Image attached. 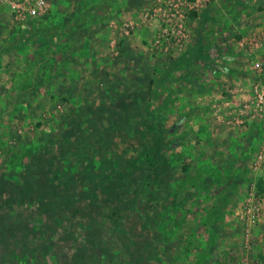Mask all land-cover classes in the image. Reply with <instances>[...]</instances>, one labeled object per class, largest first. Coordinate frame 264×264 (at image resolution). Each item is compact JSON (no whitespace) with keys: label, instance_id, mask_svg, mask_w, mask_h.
Returning a JSON list of instances; mask_svg holds the SVG:
<instances>
[{"label":"rangeland","instance_id":"374dc122","mask_svg":"<svg viewBox=\"0 0 264 264\" xmlns=\"http://www.w3.org/2000/svg\"><path fill=\"white\" fill-rule=\"evenodd\" d=\"M45 1L0 4V264H264V5L223 73L184 55L197 10L164 53L155 0Z\"/></svg>","mask_w":264,"mask_h":264},{"label":"built area","instance_id":"2783aa9c","mask_svg":"<svg viewBox=\"0 0 264 264\" xmlns=\"http://www.w3.org/2000/svg\"><path fill=\"white\" fill-rule=\"evenodd\" d=\"M212 2L216 0H155L144 16V23L152 27L154 31L151 50L164 53L182 51L189 37L190 12ZM0 4H8L21 17L39 16L46 12L45 0H0ZM135 24L133 21L124 22L119 29L123 35L127 36L134 29ZM252 50L253 48L249 47L247 53L250 54ZM260 65L261 63H258L259 68H261ZM253 91L255 93L254 110L263 115L264 94L257 88ZM263 158L264 156H259V159ZM250 212L251 210L248 209L247 213ZM252 217L251 214L250 218Z\"/></svg>","mask_w":264,"mask_h":264},{"label":"crops","instance_id":"0c3cea01","mask_svg":"<svg viewBox=\"0 0 264 264\" xmlns=\"http://www.w3.org/2000/svg\"><path fill=\"white\" fill-rule=\"evenodd\" d=\"M263 5L264 0H216V2L201 5L196 9L197 17L191 24L190 37H193V42L191 41L188 46L198 52L193 49L186 50L184 55L194 54L192 58L194 61L202 58L205 66L211 70L227 72V69L218 63L221 62L220 58L231 60L226 51L230 34L233 29L238 33L249 29L253 25L252 21L254 23L255 20H252L253 17L250 13L256 12L262 7L258 12L260 15L263 13Z\"/></svg>","mask_w":264,"mask_h":264},{"label":"trees","instance_id":"16d2710c","mask_svg":"<svg viewBox=\"0 0 264 264\" xmlns=\"http://www.w3.org/2000/svg\"><path fill=\"white\" fill-rule=\"evenodd\" d=\"M144 123V122H143ZM153 132V147L154 149H146L139 158V162H146L150 164V167H154L155 160L159 158V149H158V143H160L161 135L163 134L161 130L152 128L150 126H145V123L142 126V132H141V138L142 140H146L147 135Z\"/></svg>","mask_w":264,"mask_h":264}]
</instances>
